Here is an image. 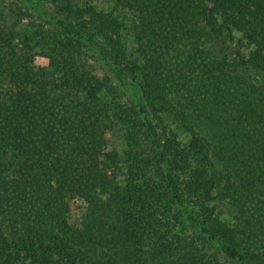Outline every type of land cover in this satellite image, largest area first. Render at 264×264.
I'll return each mask as SVG.
<instances>
[{"label":"trees","instance_id":"trees-1","mask_svg":"<svg viewBox=\"0 0 264 264\" xmlns=\"http://www.w3.org/2000/svg\"><path fill=\"white\" fill-rule=\"evenodd\" d=\"M8 1L0 264H264V0Z\"/></svg>","mask_w":264,"mask_h":264},{"label":"rangeland","instance_id":"rangeland-1","mask_svg":"<svg viewBox=\"0 0 264 264\" xmlns=\"http://www.w3.org/2000/svg\"><path fill=\"white\" fill-rule=\"evenodd\" d=\"M79 2H92L100 9L110 11L113 7L109 0H78ZM8 0H0V26L6 28L8 31H17L20 36L16 40V51L20 56H23L27 50V45L30 43V38L33 34V28L28 21H21L16 15H14L8 6ZM119 17L127 23L134 21V15L128 10H122L119 12ZM207 48L214 50L216 56L230 55L232 57L233 44H225L224 41L217 43H210L206 45ZM132 50L135 48V43L131 44ZM42 65H47V60L40 58L37 60ZM120 129V128H119ZM118 128L115 130L113 141L110 145V149L122 148L123 137ZM113 174L117 175L120 179H123L122 170H112ZM75 207L70 213V221L73 224H81L85 220L87 212V203L82 199H75Z\"/></svg>","mask_w":264,"mask_h":264}]
</instances>
